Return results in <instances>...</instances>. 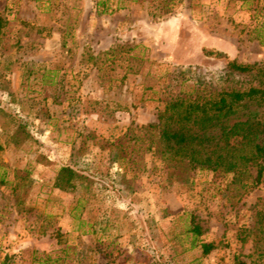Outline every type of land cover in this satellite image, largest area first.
Segmentation results:
<instances>
[{
  "label": "rangeland",
  "instance_id": "1",
  "mask_svg": "<svg viewBox=\"0 0 264 264\" xmlns=\"http://www.w3.org/2000/svg\"><path fill=\"white\" fill-rule=\"evenodd\" d=\"M96 2L0 0V264H232L251 255L238 235L264 204V184L246 192L232 175L170 166L143 127L199 84L241 86L229 61L264 68V0H109L114 12L103 16ZM111 48L115 57H105ZM8 115L31 140L10 142ZM67 166L92 193L55 186ZM191 211L217 249L202 260L178 249L175 261L169 243Z\"/></svg>",
  "mask_w": 264,
  "mask_h": 264
},
{
  "label": "trees",
  "instance_id": "2",
  "mask_svg": "<svg viewBox=\"0 0 264 264\" xmlns=\"http://www.w3.org/2000/svg\"><path fill=\"white\" fill-rule=\"evenodd\" d=\"M108 2L97 0L96 14L109 13ZM25 27L36 28L29 22ZM8 21L0 13V46L6 34ZM117 48L104 53L105 57H115ZM208 55L221 56L209 51ZM101 56L93 57L95 64H103ZM230 77H241V86L227 88L199 84L191 92L177 94L164 101L158 110L157 122L144 126L150 140L149 148L168 165L185 164L188 169L220 172L233 176V182L246 192L264 184V68L259 64H242L235 60L227 64ZM101 72L102 67H99ZM126 74L124 75V78ZM12 130L8 138L19 147L32 136L26 125L14 116H9ZM3 149L0 145V151ZM85 187V194L92 193L88 177L72 167H62L55 186L66 192L78 191ZM187 216L186 229L173 235V260L185 251H198L199 260L207 258L216 249L214 242L206 240L207 229L201 225L194 211ZM184 214L179 216L181 218ZM242 245L250 243L254 253L234 254L232 264H255L247 262L255 254L264 261V204L256 212L255 220L244 225L238 235ZM182 249V252H178ZM198 260V261H199Z\"/></svg>",
  "mask_w": 264,
  "mask_h": 264
}]
</instances>
